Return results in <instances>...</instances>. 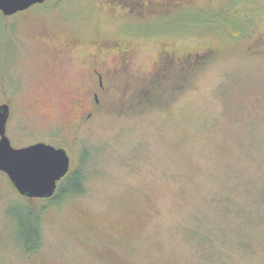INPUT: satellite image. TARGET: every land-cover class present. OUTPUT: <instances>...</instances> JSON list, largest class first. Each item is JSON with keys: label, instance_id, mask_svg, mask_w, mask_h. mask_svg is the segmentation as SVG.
<instances>
[{"label": "rangeland", "instance_id": "1", "mask_svg": "<svg viewBox=\"0 0 264 264\" xmlns=\"http://www.w3.org/2000/svg\"><path fill=\"white\" fill-rule=\"evenodd\" d=\"M47 32L72 40L83 58L53 64L46 36L37 37ZM262 36L264 0L131 11L109 0H49L14 16L0 11V103L13 102L15 146L66 147L85 187L61 200L27 198L0 171V264H264ZM98 47L101 105L76 129L70 101L75 86L94 87L95 64L83 60ZM126 49L128 64L115 68ZM163 50L212 58L178 83V70L157 69ZM145 87L155 104L131 109ZM29 208L41 211L33 254L19 244Z\"/></svg>", "mask_w": 264, "mask_h": 264}, {"label": "flooded vegetation", "instance_id": "2", "mask_svg": "<svg viewBox=\"0 0 264 264\" xmlns=\"http://www.w3.org/2000/svg\"><path fill=\"white\" fill-rule=\"evenodd\" d=\"M47 1L49 0H46L43 3L34 4L28 9L19 11L12 15H4L2 12L1 13L5 17L14 16L20 12L22 13L28 10L35 9V7L37 8L38 6L45 4ZM109 1L114 2L118 6H123L126 11H131V9L135 7V4H139L140 6L141 5L147 6V4H149V5L157 6L160 8L161 6H166V4L171 3V0L169 1L168 0H109ZM187 1H192V0H187ZM43 35L46 36L47 43L49 44L48 55L53 64L60 63V62L66 63L68 62V59H70V57L74 59V63L78 62L77 59L83 58L84 55L82 54H84V51H81V48L79 46H74L73 45L74 42L72 40L59 39L53 33H50V32L49 33L47 32L46 34L42 33L37 37H43ZM260 41H264L263 36L261 37ZM105 50L106 49H104L103 47H98V49L94 51H90L88 55H86V57L89 58V60H83V61H86L89 65L95 64L94 71L92 72V79L89 81L90 83L94 81L93 82L94 87H90L88 90V93L86 94L81 89L78 88V86L81 84H79L78 86H75L74 88L75 92L72 95V100L70 101L69 109L73 117L71 121V126L73 125L74 127H76V129L82 124L83 121L86 120V118H89L93 114V112L96 109H98L101 105L100 92L104 87V74L102 71L98 69V66L102 65L103 63V56H104ZM128 52H130L129 49H126L123 51L121 60L118 61L119 65L115 68L118 69L120 67V62H121V66L128 64L129 62V58L127 55ZM161 56L162 57L158 60V65H157L158 71H164V72L168 71L169 72L171 70V71L176 72V70H178V72H180L181 74L179 73L177 77L178 78L177 81L178 83H181L185 78L186 72L190 71L193 68L195 69L199 66H202L210 61V59L212 58V50H204V51L196 52V53L189 52L184 57H176L174 52L170 50H163ZM177 87H179V85H177ZM53 91H57V90L54 89L52 90V92ZM4 95L5 97H8V93L4 92ZM156 99H157L156 93L152 90V87H145V88L140 89L136 94L132 95L128 99V106L131 109H142L145 107L147 108L155 104ZM87 100H89V104L87 103ZM1 104H8L9 106L8 118L5 123V133L10 139L11 144L14 147H18V148L24 147V146H28L30 144L37 143V142H45V143L51 144L50 142L39 140V141L32 142V143H29L23 146H15L13 137H11V133H12L11 127L13 124V119H14V114H15L13 102L11 100L5 99L3 102L0 103V105ZM56 147H63L67 150V148L64 146H56ZM68 154L70 155L69 152ZM70 170H71V167H70ZM69 173L67 175H69ZM64 178H62L58 182L55 194L58 192L59 184ZM49 199L50 198H46L45 200H49Z\"/></svg>", "mask_w": 264, "mask_h": 264}, {"label": "water", "instance_id": "3", "mask_svg": "<svg viewBox=\"0 0 264 264\" xmlns=\"http://www.w3.org/2000/svg\"><path fill=\"white\" fill-rule=\"evenodd\" d=\"M46 0H0V11L12 15ZM8 104L0 105V171L17 192L27 198H51L58 182L70 171L71 157L63 147L37 142L14 147L5 133Z\"/></svg>", "mask_w": 264, "mask_h": 264}, {"label": "trees", "instance_id": "4", "mask_svg": "<svg viewBox=\"0 0 264 264\" xmlns=\"http://www.w3.org/2000/svg\"><path fill=\"white\" fill-rule=\"evenodd\" d=\"M216 11V9H215ZM203 15V16H202ZM202 17L201 22H204L207 19L206 13H201ZM220 15H216V19H220ZM210 18V17H209ZM185 20V19H184ZM192 20V19H188ZM235 26L232 30H235ZM85 191L84 187V177L80 169H76L73 172H70L59 184L58 192L51 197V200H61L67 195L70 194H82ZM40 199V198H39ZM19 224L21 225V233L19 236V244L21 249H23L26 254H33L41 246V232H40V223H41V211L35 209H30L26 216L19 219Z\"/></svg>", "mask_w": 264, "mask_h": 264}]
</instances>
